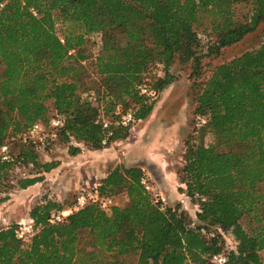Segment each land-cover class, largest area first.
I'll return each mask as SVG.
<instances>
[{
    "label": "trees",
    "instance_id": "1",
    "mask_svg": "<svg viewBox=\"0 0 264 264\" xmlns=\"http://www.w3.org/2000/svg\"><path fill=\"white\" fill-rule=\"evenodd\" d=\"M237 5L247 8L241 24ZM262 23L264 0H0V144L47 123L51 110L62 121L63 140L101 150L129 132L104 127V117L113 120L121 105L134 121L145 120L171 83L168 70L190 64L191 79L209 71L198 83L194 114L208 119L215 144L229 148L185 143L180 182L199 207L201 227L155 203L141 168L116 167L95 192L102 199L122 194L125 206L102 210L91 203L50 224L61 206L37 205L28 241L15 227L0 229V264H214L215 255L225 256V264H264V42L214 67L211 59L204 63ZM93 34L101 35V47L92 66L104 83L96 106L83 98L98 84L84 76L82 64ZM152 62L164 77L147 89L151 95H141ZM28 164L52 169L38 162L32 145L23 147L15 159L0 158V193L11 188L14 166ZM229 234L234 249L226 245Z\"/></svg>",
    "mask_w": 264,
    "mask_h": 264
},
{
    "label": "rangeland",
    "instance_id": "2",
    "mask_svg": "<svg viewBox=\"0 0 264 264\" xmlns=\"http://www.w3.org/2000/svg\"><path fill=\"white\" fill-rule=\"evenodd\" d=\"M246 13L247 8L237 5L235 20L239 24L243 23ZM142 28L145 32L149 31L146 23L142 24ZM200 36L202 37L201 34ZM87 40V61L82 63L85 66L84 76L95 78L98 84L83 98L96 106L98 105L95 101L96 93L104 88V83L95 75L92 64L100 51L101 35H90ZM261 42H264V23L237 44L223 49L217 57L205 58L204 63L211 59V67H214L228 62L239 53L255 48ZM201 47L206 55L207 47L205 45ZM70 54L73 55L74 51H70ZM1 70L2 67L0 72ZM191 71L190 64L173 65L168 70L171 83L159 93L150 115L140 121H134L133 117L134 122L128 126L127 137L113 141L101 150H90L72 139L63 140L60 135L61 128L51 124L52 120L56 119H52L54 113L51 110L47 123H36L22 136L6 139L0 144V157L2 147H6L5 154L10 159H15L23 147L32 145L38 162L41 165L50 164L52 169L45 172L41 167H33L31 164L14 166L9 175L11 188L3 189L0 193V229L15 227L18 237L19 228L31 220L30 211L46 201L57 203L61 206L60 212L65 211L70 215L75 212L73 207L76 198L79 195L94 198L101 180L116 167L141 168L143 171L141 181H144L142 185L155 203H160L164 210L177 211L182 217L187 218L190 227H201L202 224L197 217L199 207L186 196L184 185L180 182L179 171L184 164L185 143L202 144L206 147L211 145L218 152H228L229 148L215 144L212 134L205 130L208 119L194 114L195 95L199 92L198 83L207 79L209 71L204 70L202 77L196 80L191 79ZM163 77L161 64L152 62L144 75L143 81L146 85L144 87L152 88L156 85V80ZM144 87L141 86L140 89ZM128 113L133 116L132 111L124 112L123 106L120 105L114 112V121L107 117L103 120L114 127L126 128L119 122ZM23 179H37V182L26 189H21L17 182ZM100 199L102 198L98 197L95 204H99ZM108 199L112 200V206L122 207L127 204V199L122 194ZM241 225L243 226L244 222ZM202 233L205 234V231ZM225 236L226 245L234 249L232 236L230 234ZM20 240L26 242L29 238ZM81 240L85 244L89 241L85 234Z\"/></svg>",
    "mask_w": 264,
    "mask_h": 264
},
{
    "label": "built area",
    "instance_id": "3",
    "mask_svg": "<svg viewBox=\"0 0 264 264\" xmlns=\"http://www.w3.org/2000/svg\"><path fill=\"white\" fill-rule=\"evenodd\" d=\"M34 13V12H33ZM35 14V13H34ZM140 92L142 95H151V93L144 87L142 89H140ZM133 116L128 113L126 115L123 116L122 121H120V125H122L123 127H128L129 125H131L133 123ZM52 126L56 127V128H61L62 127V121L58 118L53 119L51 122ZM107 124H104V127H106ZM34 129H36V126L34 127ZM2 155H1V159L3 161H9L10 158L7 154H5L6 151V147H2ZM142 184H144V181H141ZM98 201V197L97 195L94 196H85V195H79L74 203V207L73 210L75 212L85 208L88 204H90V202L94 203ZM112 206V200L110 199H100L99 200V207L102 210H108L110 207ZM67 212L63 211V212H57V213H52L49 219V223L50 224H56V223H60L62 222L65 218H66ZM19 233L18 234V238L19 239H23V238H31L34 234H35V229H34V225H33V221L30 220V222L28 224H24L22 225V227L19 228ZM226 262V258L223 255H215L212 257V263L214 264H225Z\"/></svg>",
    "mask_w": 264,
    "mask_h": 264
}]
</instances>
